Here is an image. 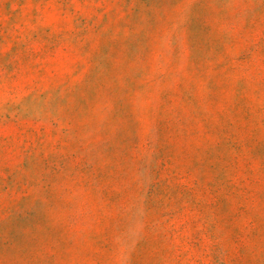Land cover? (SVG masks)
Returning a JSON list of instances; mask_svg holds the SVG:
<instances>
[{
  "label": "rangeland",
  "instance_id": "rangeland-1",
  "mask_svg": "<svg viewBox=\"0 0 264 264\" xmlns=\"http://www.w3.org/2000/svg\"><path fill=\"white\" fill-rule=\"evenodd\" d=\"M0 264H264V0H0Z\"/></svg>",
  "mask_w": 264,
  "mask_h": 264
}]
</instances>
